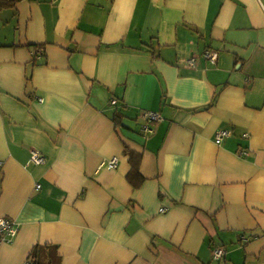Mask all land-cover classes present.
I'll use <instances>...</instances> for the list:
<instances>
[{
	"label": "crops",
	"instance_id": "0c3cea01",
	"mask_svg": "<svg viewBox=\"0 0 264 264\" xmlns=\"http://www.w3.org/2000/svg\"><path fill=\"white\" fill-rule=\"evenodd\" d=\"M13 1L0 264H264V0Z\"/></svg>",
	"mask_w": 264,
	"mask_h": 264
},
{
	"label": "built area",
	"instance_id": "2783aa9c",
	"mask_svg": "<svg viewBox=\"0 0 264 264\" xmlns=\"http://www.w3.org/2000/svg\"><path fill=\"white\" fill-rule=\"evenodd\" d=\"M204 56L207 60L212 61L213 63L218 60V52L214 51H205ZM191 65H194V62L191 61ZM115 103V101H113ZM146 119L148 120V125L144 127V133L147 135L151 133L150 124L157 122L161 119V116L158 112H147L145 114ZM231 134L229 131H218L216 134V142L220 144L225 137H228ZM45 157L38 151H33L31 156V162L40 165L45 163ZM118 161L117 159H113L109 161V168L114 169L117 167ZM0 167H2V162H0ZM37 189H40V185H37ZM162 212L165 209H161ZM19 227L18 224L9 218L0 217V248L4 243H13L18 235ZM225 251L222 248H216L213 250L214 259H221L225 256ZM25 264H29L26 262Z\"/></svg>",
	"mask_w": 264,
	"mask_h": 264
},
{
	"label": "trees",
	"instance_id": "16d2710c",
	"mask_svg": "<svg viewBox=\"0 0 264 264\" xmlns=\"http://www.w3.org/2000/svg\"><path fill=\"white\" fill-rule=\"evenodd\" d=\"M15 2L13 0H9L8 2L2 3L0 0V7L1 6H13ZM39 251V246L35 247L32 254H31V261H27L29 264H40L39 260H37V255Z\"/></svg>",
	"mask_w": 264,
	"mask_h": 264
},
{
	"label": "rangeland",
	"instance_id": "374dc122",
	"mask_svg": "<svg viewBox=\"0 0 264 264\" xmlns=\"http://www.w3.org/2000/svg\"><path fill=\"white\" fill-rule=\"evenodd\" d=\"M191 61L194 62V65H193V66H195V60L192 59ZM191 61H189L190 64H191ZM209 61H210V60H209ZM210 62H212V61H210ZM216 62H217V61H216ZM216 62H214V63L212 62V63L215 64Z\"/></svg>",
	"mask_w": 264,
	"mask_h": 264
}]
</instances>
